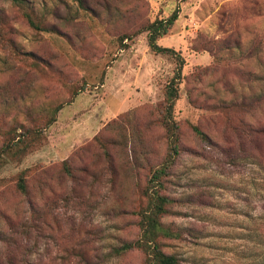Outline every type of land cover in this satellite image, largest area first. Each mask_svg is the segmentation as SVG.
Instances as JSON below:
<instances>
[{"label": "rangeland", "instance_id": "1", "mask_svg": "<svg viewBox=\"0 0 264 264\" xmlns=\"http://www.w3.org/2000/svg\"><path fill=\"white\" fill-rule=\"evenodd\" d=\"M176 9L158 42L185 60L161 190L180 235L159 241L181 264H264V0H0V264H144L113 250L170 151L177 57L143 29Z\"/></svg>", "mask_w": 264, "mask_h": 264}, {"label": "trees", "instance_id": "2", "mask_svg": "<svg viewBox=\"0 0 264 264\" xmlns=\"http://www.w3.org/2000/svg\"><path fill=\"white\" fill-rule=\"evenodd\" d=\"M13 4L22 5L29 0H9ZM82 2V0H76ZM1 17V14H0ZM179 17V11L176 9L170 16L157 18L148 23L143 31L148 34V45L155 53H174L176 54L177 67L174 75L165 88V98L163 108L160 114V122L166 128L168 139L170 141V151L165 161L152 170V176L147 188V195L150 197L148 207L143 211L141 218V236L136 241L124 242L121 246L114 248V254L120 255L126 251L136 248L142 249L146 253L144 264H181V259L176 253H167L163 250L159 241L160 235L179 236V232L170 229L162 221V217L170 212L168 204L173 201L168 195L162 193L166 177L171 174V169L176 156L180 152L179 147V127L174 118V108L179 98L180 83L183 78V66L185 63L181 54H178L171 47L162 46L158 39L166 35ZM27 20L30 24L38 26L31 14H27ZM1 21V20H0ZM59 110V108L57 109ZM2 152L0 151V157ZM19 188L26 192L27 187L25 178L20 177Z\"/></svg>", "mask_w": 264, "mask_h": 264}, {"label": "crops", "instance_id": "3", "mask_svg": "<svg viewBox=\"0 0 264 264\" xmlns=\"http://www.w3.org/2000/svg\"><path fill=\"white\" fill-rule=\"evenodd\" d=\"M126 104V102L124 101H120V103L118 104V106L114 107L113 109H111V111L109 112L110 116H115L118 112H120L119 110H121V107H124Z\"/></svg>", "mask_w": 264, "mask_h": 264}]
</instances>
